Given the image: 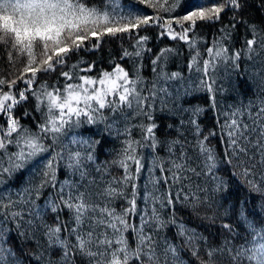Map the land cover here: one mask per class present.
Segmentation results:
<instances>
[{"label":"snow or ice","instance_id":"snow-or-ice-1","mask_svg":"<svg viewBox=\"0 0 264 264\" xmlns=\"http://www.w3.org/2000/svg\"><path fill=\"white\" fill-rule=\"evenodd\" d=\"M138 3L155 15L125 14L117 0H0V44L14 69L0 75V185L33 173L17 192L0 191V264H21L23 248L10 243L16 237L35 242L28 264H183L185 250L197 264H264V223L250 220L243 206L236 227L222 224L221 243H208L176 216L178 204L211 208L229 190L211 137L222 143L232 175L264 197V27L246 24L242 46L232 47L241 0H194L181 15H174L178 0ZM226 11L233 19L201 50L198 23L220 22ZM152 26L187 45L189 76L166 70L175 51L167 47L150 61L152 79L143 75L152 49L141 31ZM106 36L135 41L110 70L93 74L95 62L69 63L74 53L98 50ZM57 71L62 84L39 83L41 73ZM244 79L255 86L254 98L221 105L217 96ZM193 91L208 94L218 130L205 135V109L180 105ZM30 100L39 119L16 114ZM162 115L175 135L161 134ZM81 129L92 135L84 138ZM112 139L119 149L100 162Z\"/></svg>","mask_w":264,"mask_h":264},{"label":"trees","instance_id":"trees-1","mask_svg":"<svg viewBox=\"0 0 264 264\" xmlns=\"http://www.w3.org/2000/svg\"><path fill=\"white\" fill-rule=\"evenodd\" d=\"M85 2L90 6H102L105 0H85ZM179 7L177 8L174 15H181L184 13V8L186 4L194 2V0H178ZM242 8L237 11L236 21H242L238 23L236 30L232 34V39L229 41V45L232 47H241L244 39L248 36V31L246 24H256L260 27H264V0H241ZM117 3L121 6L120 11L127 14L129 12H138V14L155 15V10L147 7L146 5L139 4L138 0H117ZM233 19V11H226L222 15V19L217 23H198L195 29V37L200 42V48L203 50L205 47L210 45L212 41L217 38L221 29L224 25L228 24ZM160 28L156 26L148 27L141 31V34L150 37L146 47L151 48V52H146L143 57V65L147 63V57L149 53L155 55L159 50L164 48H172L175 51L169 54L166 70L168 72L180 71L183 72L187 77L190 75L187 64L189 63V49L187 45L180 41H172L168 38H162L159 36ZM135 41L128 36L124 37H104L101 46L98 50H81L78 53H74L69 63H75L78 61H83L85 63L95 62L96 70L95 73H99L101 70L111 69L112 64L120 62L119 55L114 53L122 52L123 49L131 50V44ZM7 51L8 49L0 44V75L8 76L11 69L7 62ZM126 67H131V64L127 61L124 62ZM16 69L22 67L20 63V58L17 59ZM147 79H152L153 74H144ZM39 83H47L49 85L62 84L63 80L59 76L58 71L52 73H41L38 76ZM239 88L234 92H229L225 95H218L217 100L220 101L221 105L236 103L239 100H244L247 102L248 99L254 98V85H251L247 79L238 80ZM23 87V85H20ZM204 99V100H202ZM180 105L185 109H191L194 107H201L205 111L200 115L199 122L207 135L209 131L217 129L215 113L209 107L208 94L204 91H193L187 96H184L180 100ZM34 101L30 100L28 103L23 105V108H17L16 114L21 115L23 110L33 112ZM33 116L36 119L40 118V114L33 112ZM161 125L160 132L163 135H167L171 132L175 135L174 131L167 129L166 124L172 123L171 119H166L161 116L158 121ZM22 123L34 127L36 120H22ZM88 127V126H86ZM218 130V129H217ZM84 138H88L92 135L90 132H83L80 130ZM93 131H98L93 128ZM191 138V137H189ZM210 147H212L219 160V172L218 175L222 176L228 183V192L224 194L223 197L217 196L212 207L209 208L206 205H199L196 209L191 206L177 205L176 216L178 220L182 221L187 227L194 229L196 232L204 237H207L208 243H221L223 242L227 231L222 229V224L231 223L234 227L237 225L238 216L235 215L234 210L239 209L243 206L249 212V219L252 220L253 217L257 218L260 223H264V197L261 195L250 192L247 186L243 183L242 178L232 175L231 167L223 162L224 148L220 140L216 137L210 138ZM144 154L147 156V150ZM163 154V153H161ZM115 152L112 150L109 143H106L103 147V154L99 156L100 162L111 161ZM32 172L26 171L21 177H14L11 180H7L5 185H0V191L7 189V192L15 193L21 187H23L28 179L32 176ZM118 174V173H116ZM65 178V173H58V179L63 180ZM245 202V205H240L239 203ZM238 231L240 229H237ZM170 237L175 235V229H170L167 232ZM180 238L176 237V242L179 243ZM10 243L15 246L19 245L23 248V253L19 251L17 254L20 256L21 264H28L26 262V255L35 247V242L28 243L24 239L16 237ZM181 258L183 264H197L195 257H193L187 250L181 253Z\"/></svg>","mask_w":264,"mask_h":264},{"label":"bare ground","instance_id":"bare-ground-1","mask_svg":"<svg viewBox=\"0 0 264 264\" xmlns=\"http://www.w3.org/2000/svg\"><path fill=\"white\" fill-rule=\"evenodd\" d=\"M114 53H117L118 55H119V58H120V55H121V53L120 52H118V50L117 51H115ZM154 57V55H151L150 53H149V55H148V57H147V63H146V65L143 67V73L144 74H152V72H151V63H150V61H151V59ZM202 100H204V99H202ZM110 144V146H111V148H112V150L115 152V150H118L119 149V141H116V140H114V139H112V141L109 143ZM241 206L242 205H245V202H241V203H239ZM239 209H235L234 210V212H235V215L236 216H238V214H239V211H238ZM247 212L249 213V212H252V211H250L249 209L247 210ZM254 222H257V223H260L259 222V220L256 218L255 219V217H253V219H252ZM26 260V262L28 263V260L27 259H25Z\"/></svg>","mask_w":264,"mask_h":264}]
</instances>
